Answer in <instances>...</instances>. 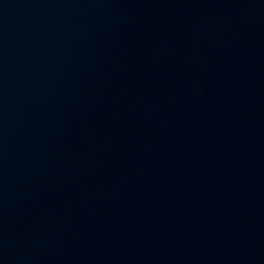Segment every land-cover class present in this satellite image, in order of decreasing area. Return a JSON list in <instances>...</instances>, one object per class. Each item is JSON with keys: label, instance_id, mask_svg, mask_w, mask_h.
<instances>
[{"label": "water", "instance_id": "95a60500", "mask_svg": "<svg viewBox=\"0 0 264 264\" xmlns=\"http://www.w3.org/2000/svg\"><path fill=\"white\" fill-rule=\"evenodd\" d=\"M0 264H264V0H0Z\"/></svg>", "mask_w": 264, "mask_h": 264}]
</instances>
